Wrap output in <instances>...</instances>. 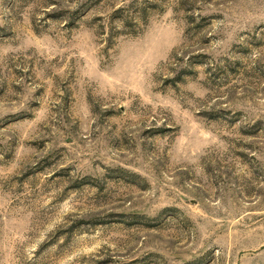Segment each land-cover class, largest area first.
<instances>
[{
	"label": "rangeland",
	"instance_id": "374dc122",
	"mask_svg": "<svg viewBox=\"0 0 264 264\" xmlns=\"http://www.w3.org/2000/svg\"><path fill=\"white\" fill-rule=\"evenodd\" d=\"M0 264H264V0H0Z\"/></svg>",
	"mask_w": 264,
	"mask_h": 264
}]
</instances>
